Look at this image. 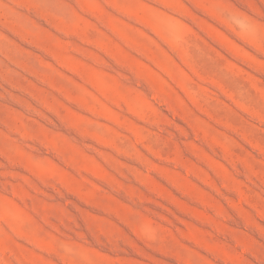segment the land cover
<instances>
[{
	"label": "rangeland",
	"instance_id": "374dc122",
	"mask_svg": "<svg viewBox=\"0 0 264 264\" xmlns=\"http://www.w3.org/2000/svg\"><path fill=\"white\" fill-rule=\"evenodd\" d=\"M0 264H264V0H0Z\"/></svg>",
	"mask_w": 264,
	"mask_h": 264
}]
</instances>
